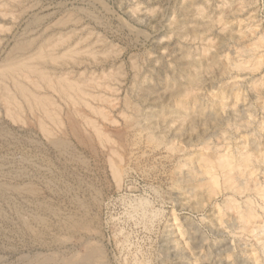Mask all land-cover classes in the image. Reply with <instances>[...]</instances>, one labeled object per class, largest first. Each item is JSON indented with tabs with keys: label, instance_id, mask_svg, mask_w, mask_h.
I'll return each instance as SVG.
<instances>
[{
	"label": "rangeland",
	"instance_id": "1",
	"mask_svg": "<svg viewBox=\"0 0 264 264\" xmlns=\"http://www.w3.org/2000/svg\"><path fill=\"white\" fill-rule=\"evenodd\" d=\"M11 2L13 13L24 8L26 14L1 21L10 32H0V62L14 38L54 32L66 40L57 50L77 43L82 54L70 60L74 65L67 57L44 65L52 77L65 71L83 80L93 96L75 100L77 107L73 103L86 118L73 114L81 132L88 134V146L68 129L65 112L74 110L72 104L44 83L38 89L25 79L57 100L52 108L61 112L62 125L42 119L53 132H68V153L49 143L39 129V112L18 97L22 118L14 119L16 110L9 111L0 97V182L37 189L34 195L0 192V264H27L43 253L56 256L47 264H75L69 258L84 251L82 236H69L62 247L45 239L48 245L39 246L30 230L42 217L49 234L63 236L60 218L82 213L91 222L84 233L102 249L103 264H264V0H19L23 7ZM34 16L41 22L35 24ZM92 123L105 129L108 141H98ZM112 145L115 153L109 152ZM244 149L253 157L246 171L254 169L255 175L242 178L239 168L232 171L231 181L222 177L224 185L214 186L201 157L216 160L224 150L238 159ZM228 198L239 208L229 210ZM247 207L256 216L245 224L239 216Z\"/></svg>",
	"mask_w": 264,
	"mask_h": 264
},
{
	"label": "bare ground",
	"instance_id": "2",
	"mask_svg": "<svg viewBox=\"0 0 264 264\" xmlns=\"http://www.w3.org/2000/svg\"><path fill=\"white\" fill-rule=\"evenodd\" d=\"M9 1H12V0H0V32H3L4 30H7V31H9L7 28L8 27H5L6 25V23L5 24H1V21L3 20V19H5L7 16L9 17V16H12V18L13 17H15L16 16V19L18 18V17H21V14H24L25 12H26V10L23 8L22 9V7H23V5L21 4V3H18L19 2V0L16 2V0H15V2H16V5H18V4H20L22 7H20L22 10V12L20 13V14H18V11H17V14L16 13H13V12H15L14 11V6H15V4H14V6H13V4H12V2H11V4H9ZM26 1V0H25ZM24 2V1H23ZM197 2V1H196ZM27 4V3H26ZM31 4H32V2H31ZM34 4V3H33ZM37 4H38V2H37ZM36 4V5H37ZM138 4V3H137ZM201 4V3H200ZM12 6H13V8H12ZM19 6V5H18ZM31 6V5H30ZM33 6V5H32ZM17 7V6H16ZM27 7V6H26ZM194 7V6H193ZM18 8V7H17ZM28 8V7H27ZM82 8V7H81ZM31 9V8H30ZM72 9V8H71ZM25 10V11H24ZM153 10V9H152ZM156 10V9H155ZM67 11V10H66ZM82 11V10H81ZM88 11V10H87ZM78 12V11H77ZM92 13V12H91ZM26 14V13H25ZM34 14H36V13H34ZM91 15V14H90ZM68 16V15H67ZM85 16V15H84ZM23 17V16H22ZM21 17V18H22ZM70 17V16H69ZM11 18V19H12ZM65 19V18H64ZM63 19V20H64ZM70 19H72V18H68V20H70ZM13 20V19H12ZM20 20V19H19ZM31 20V19H30ZM41 19L38 17V16H34V19H33V22H35V24L36 23H40L41 21H40ZM63 20H60L61 21V23H63L62 21ZM67 20V19H66ZM78 20H80V19H78ZM224 20V19H223ZM7 21V20H6ZM56 21V20H55ZM60 21H57V23L58 22H60ZM71 21V20H70ZM84 21V20H83ZM30 22V21H29ZM32 22V23H33ZM54 22V21H53ZM52 22V23H53ZM69 21H65V23H68ZM178 22V21H177ZM242 22V21H241ZM11 23H12V21H11ZM49 23V22H48ZM10 24V23H9ZM29 24V23H28ZM64 24V23H63ZM27 25V24H26ZM41 25V24H40ZM60 24H58L57 26H59ZM50 26V25H49ZM72 26V25H71ZM88 26V25H87ZM26 27V26H25ZM60 28H61V26H59ZM63 27V26H62ZM30 28V27H29ZM10 29V28H9ZM46 29H47V27H46ZM12 30V29H11ZM60 31H61V29H60ZM67 31V30H66ZM10 32V31H9ZM30 32H32V30L30 31ZM29 32V33H30ZM71 32V31H70ZM76 32V31H75ZM8 33V32H7ZM28 33V32H27ZM26 33V34H27ZM36 33V32H35ZM59 33V32H58ZM63 33V32H62ZM69 33V32H68ZM67 33V34H68ZM74 33V32H73ZM1 34V33H0ZM15 34V33H14ZM57 34V33H56ZM72 34V32L70 33V34H68V36L69 35H71ZM58 35L59 34H57V37L55 36V34H54V32H42V33H40V34H38V36H32V35H28V36H24V37H20V38H14V39H16V40H14L13 39V41H14V44H12L11 46V49L10 50H7L8 51V53H7V51H6V53H7V55L5 56V58L4 57H2L1 59H3V61H1L0 63V90L2 91V92H0L1 93V95H0V97H4V100H5V102L6 103H4L5 105H8V108H9V111H15L16 110V112L15 113H13V115H17L16 117H13L14 119L15 118H22V115H20L19 113H18V111H17V109H18V107H20V105H19V102H18V100L17 99H19V98H21L22 99V101H25L26 102V104H27V107L28 106H30V107H28L29 109L30 108H32L35 112H39L40 114L39 115H41L40 117H38V125L40 126L39 127V129L41 128L43 131H44V133L47 135V137H49V143H52L53 145H54V147H56L57 149H59L60 151H66V153H68L67 152V150H69L68 148H69V146H71L70 145V143H69V139H67V133L66 132H64L63 131V133H64V135H61V134H57L56 132L57 131H55V132H53V130L49 127V126H47L46 125V123L47 122H44L45 120L44 119H42V117H45V118H48L49 120H52V121H54V122H52V124H54V123H57V124H59V125H62V122H64L63 120H62V122H61V118H59V117H57V116H59L58 114H60V113H58V114H56L57 113V111L56 110H54L53 108H52V106H54V102H56L55 100H54V102L52 101V99H50L48 96H46V95H42V93H40V92H37L36 90H34L31 86H29V85H27V83H26V81H29L28 83H31L32 84V86H38V85H41L42 83H44L45 85H47L48 86V88L50 87V89L51 88H53L52 90H56L62 97H63V99H66L67 100V102H68V104H72V106H73V103L75 102L76 103V101H77V99H81V100H83V95H85V94H87V93H89L88 95H92V94H90V92L87 90V88H86V90H87V93H86V91H85V89L83 88V86L82 85H84V84H81L82 82L81 81H83V80H81V81H76L74 78H71L72 76H67L66 75V72L64 71L63 73H60V74H57L56 75V77H55V73L53 74L54 76L52 77L51 75H52V72H51V74H50V71H48L49 69H47L46 68V65H44L45 64V62H48V61H57V62H59V61H62V60H60V58H65V57H67V58H69L68 60L70 61V60H73V58H76L77 59V56H79V54L81 53V51L83 50V48H79V47H77L76 48V46L75 45H77V43H73V44H75V45H73L72 46V43H67V45H65L64 46V48L63 49H58L57 50V48L58 47H60V46H62L63 44H65L66 43V40L63 38L64 36H62V35H60L61 37H59L58 38ZM89 35V34H88ZM87 35V36H88ZM8 36V35H7ZM72 36H73V34H72ZM5 37V36H4ZM56 37V38H55ZM71 37V36H70ZM67 38V37H66ZM96 38V37H95ZM262 38V37H261ZM261 38H259V39H261ZM10 39V38H9ZM69 39V38H68ZM83 39V38H82ZM97 39H98V37H97ZM258 39V40H259ZM263 40H264V38H262ZM261 39V40H262ZM5 40V39H4ZM70 41V40H69ZM86 40L84 39V42H85ZM101 41V40H100ZM83 42V43H84ZM264 42V41H263ZM1 43V42H0ZM4 43V42H3ZM7 43H8V39H7ZM81 43V42H80ZM95 43V42H94ZM256 43V42H255ZM79 44V43H78ZM90 44V43H89ZM9 45V44H8ZM102 45V44H101ZM264 45V44H263ZM5 46V45H4ZM86 46H87V44H86ZM91 46V45H90ZM249 46V45H248ZM253 46V45H252ZM256 46V45H255ZM2 47V46H1ZM100 47V46H99ZM251 47V46H250ZM257 47V46H256ZM88 48V47H87ZM9 49V48H8ZM82 49V50H81ZM84 49H85V45H84ZM112 49V48H111ZM241 49V48H240ZM57 50V51H56ZM81 50V51H80ZM87 50V49H86ZM86 50L84 51V52H86ZM244 50V49H243ZM252 50V49H251ZM250 50V51H251ZM62 51V52H61ZM90 51H92L93 52V49H89V52ZM97 51V50H96ZM109 51V50H108ZM185 51V50H184ZM58 52H59V54H58ZM80 52V53H79ZM84 52H83V54H84ZM103 52V51H102ZM246 52V51H245ZM88 53V52H87ZM94 53V52H93ZM109 53V52H108ZM117 53H118V51H117ZM78 54V55H77ZM82 54V53H81ZM88 54H90V53H88ZM110 54V53H109ZM91 55H92V53H91ZM102 55H104V54H102ZM83 56V55H82ZM89 56V55H88ZM95 56V55H94ZM105 56V55H104ZM93 57V56H92ZM106 57V56H105ZM67 58H65V59H67ZM70 58H72V59H70ZM99 58V57H98ZM97 58V59H98ZM134 58V57H133ZM140 58V57H139ZM64 59V60H65ZM78 59H79V57H78ZM77 59V60H78ZM82 59V58H81ZM104 59V58H103ZM87 60V59H86ZM90 60V59H89ZM111 60V59H110ZM50 61V62H51ZM83 61V60H82ZM134 61V60H133ZM63 62V61H62ZM71 63H72V61H70ZM75 62H77L76 60H75ZM74 62V63H75ZM239 62H241V61H239ZM55 63V62H54ZM67 64H68V62H66ZM82 63V62H81ZM245 63H246V60H245ZM47 64V63H46ZM48 64H50V63H48ZM52 64V63H51ZM64 64V63H63ZM73 64V63H72ZM78 64H80V63H78ZM135 64V63H134ZM180 64V63H179ZM242 64H244V63H242ZM241 64V65H242ZM59 65V64H58ZM74 65V64H73ZM87 65V64H86ZM199 65V64H198ZM66 66V65H65ZM83 66H85V65H83ZM50 67V66H49ZM53 67V66H52ZM51 67V68H52ZM131 67V66H130ZM69 68V67H68ZM123 68V67H122ZM246 68V67H245ZM56 69V68H55ZM53 70V69H52ZM51 70V71H52ZM60 70L61 69H59V71L58 72H60ZM90 70V69H89ZM118 70V69H117ZM144 70V69H143ZM104 71V70H103ZM56 72V71H55ZM62 72V71H61ZM77 72V71H76ZM86 72V71H85ZM115 72V71H114ZM135 72V71H134ZM180 72V71H179ZM65 73V74H64ZM101 73V72H100ZM117 73V72H116ZM175 73V72H174ZM89 74V73H88ZM97 74V73H96ZM95 74V75H96ZM110 74V73H109ZM108 74V75H109ZM118 74V73H117ZM136 74V73H135ZM66 75V76H65ZM79 75V74H78ZM112 75V74H111ZM116 75V74H115ZM125 75V74H124ZM97 76V75H96ZM103 76H104V74H103ZM110 76V75H109ZM120 76V75H119ZM137 76V75H136ZM89 77V76H88ZM94 76H92V78H93ZM138 77V76H137ZM81 77H79V79H80ZM96 78V77H95ZM102 78V77H101ZM103 78H105V77H103ZM102 78V79H103ZM25 79H27L26 81H25ZM85 79H86V76H85ZM97 79V78H96ZM99 79V78H98ZM102 79H100V83H101V81H102ZM140 79V78H139ZM78 80V79H77ZM89 80V79H88ZM92 81V80H91ZM90 81V82H91ZM94 81H95V79H94ZM103 81H104V79H103ZM108 81V80H107ZM96 82V81H95ZM99 82V81H98ZM7 83H10V84H12V86L14 87V92L12 93V92H10L9 90H13V89H8V84ZM41 83V84H40ZM83 83H87V80H85V82H83ZM104 83V82H103ZM185 83V82H184ZM88 84V83H87ZM110 84V83H109ZM175 84H177V83H175ZM43 85V84H42ZM89 85V84H88ZM93 85V84H92ZM99 85V84H98ZM105 85V84H104ZM132 85V84H131ZM179 85V84H178ZM232 86V85H231ZM10 87V86H9ZM31 87V88H30ZM35 87V88H36ZM41 87V86H40ZM40 87L38 88V89H40ZM43 87V86H42ZM46 87V86H45ZM84 87H86V86H84ZM95 87V86H94ZM107 87V86H106ZM105 87V88H106ZM47 88V87H46ZM231 88V87H230ZM42 89V88H41ZM49 89V90H50ZM94 89V88H93ZM43 90H44V88H43ZM46 90V89H45ZM44 90V91H45ZM116 91V90H115ZM194 91V90H193ZM237 91V90H236ZM50 92V91H49ZM52 92V91H51ZM56 93V92H55ZM111 93V92H110ZM222 93V92H221ZM224 94H225V91L223 92ZM234 93V92H233ZM44 94H47V93H45L44 92ZM227 94V93H226ZM238 94V93H237ZM58 95V94H57ZM59 96V95H58ZM60 96V97H61ZM93 96V95H92ZM99 95H97L96 97H98ZM107 96V95H106ZM223 96V95H222ZM237 96V95H236ZM19 97V98H18ZM51 97H52V95H51ZM85 97V96H84ZM102 97V96H101ZM150 97V96H149ZM190 97V96H189ZM235 97V96H234ZM95 98V97H94ZM98 98H100V97H98ZM97 98V99H98ZM107 98V97H106ZM110 98V97H109ZM215 98V97H214ZM53 99H55V98H53ZM88 99V98H87ZM91 99V98H90ZM90 99H89V101H90ZM108 99V98H107ZM107 99H104V100H107ZM219 99V98H218ZM223 99V98H222ZM62 100V99H61ZM76 100V101H75ZM102 99H100V101H101ZM179 100V99H178ZM224 100V99H223ZM63 101V100H62ZM92 101H93V99H92ZM103 101V100H102ZM108 101H109V99H108ZM181 101V100H180ZM190 101V100H189ZM3 102V101H2ZM66 102V101H65ZM78 102V101H77ZM83 102V101H82ZM87 102L88 101H86V103H85V101L83 102L84 104H87ZM99 102V101H98ZM75 103H74V105H75ZM96 103V102H95ZM109 103H111V102H109ZM196 103V102H195ZM221 103V102H220ZM223 103V102H222ZM3 104V105H4ZM24 104V103H23ZM78 104V103H77ZM56 105L58 106L59 104H55V107H56ZM65 105V104H64ZM80 106H81V104H79ZM88 105H89V102H88ZM101 105V104H100ZM131 105V104H130ZM60 106V105H59ZM58 106V107H59ZM76 106V105H75ZM83 106V105H82ZM189 106V105H188ZM57 107V109H60L61 110V108H58ZM60 107H62V106H60ZM71 107V106H70ZM74 107V106H73ZM77 107V106H76ZM76 107H74V110H73V108H70V110H69V108H68V110H69V112H65V114L66 113H68V117H69V122H68V120H67V122L69 123V128L68 127H66V128H68L71 132H73L82 142H86L87 141V139H86V134L87 133H85V135L81 132V130H80V128H79V126H78V123L80 122H76L74 119H73V114H76L75 112H78V110L76 111L75 109H76ZM85 107H87V105H85ZM89 107V106H88ZM91 107H92V104H91ZM90 107V108H91ZM97 107V106H96ZM95 107V108H96ZM199 107V106H198ZM5 108H6V106H5ZM4 108V109H5ZM8 108H7V112H8ZM23 108V107H22ZM84 108V107H83ZM95 108H92L91 109V111H93ZM101 108V107H100ZM103 108V107H102ZM21 109V108H20ZM19 109V110H20ZM24 109H27V108H24ZM80 110V109H79ZM101 110V109H100ZM11 111V112H12ZM21 111H23L24 112V110H21ZM66 111H67V109H66ZM81 111V110H80ZM98 111L99 110H97V108L95 109V113L97 112L98 113ZM102 111V110H101ZM100 111V112H101ZM10 112V113H11ZM33 112V111H32ZM32 112H30V113H32ZM94 112V111H93ZM99 112V113H100ZM107 112V111H106ZM106 112H104L103 111V117H104V113H106ZM135 112V111H134ZM138 112V111H137ZM5 113H6V111H5ZM26 113V112H25ZM24 113V114H25ZM27 113H28V111H27ZM26 113V114H27ZM94 113V114H95ZM7 114V113H6ZM5 114V115H6ZM19 114V115H18ZM64 114V113H63ZM78 115H79V112L77 113ZM101 114H102V112H101ZM134 114V113H133ZM32 115V114H31ZM38 115V116H39ZM106 115V114H105ZM234 115V114H233ZM8 117H10L11 115H7ZM20 116V117H19ZM36 116V115H35ZM61 116V115H60ZM65 116V115H64ZM82 116V118L83 119H86L85 118V116H83V115H79L78 117H81ZM88 116V115H87ZM110 116V115H109ZM131 116V115H130ZM138 116V115H137ZM148 116V115H147ZM25 117H27V116H25ZM24 117V118H25ZM31 117V116H30ZM75 117V116H74ZM77 117V116H76ZM75 117V118H76ZM100 117V116H99ZM106 117V116H105ZM20 118V119H21ZM90 117H88V119H89ZM108 118V117H107ZM135 118V117H134ZM34 119V118H33ZM77 119V118H76ZM82 119V120H83ZM109 119V118H108ZM30 120V119H29ZM44 120V121H43ZM94 121V119H89L88 121L90 122V121ZM104 120V119H103ZM130 120V119H129ZM31 121H32V119H31ZM85 121V120H84ZM87 121V120H86ZM87 121V122H88ZM96 121V120H95ZM26 122V121H25ZM83 122V121H82ZM115 122V121H114ZM113 122V123H114ZM126 122H128V121H126ZM84 123V122H83ZM81 124V125H83V127L85 126L84 124ZM112 123V122H111ZM112 123V124H113ZM117 123V122H116ZM138 123V122H137ZM59 125H58V127H59ZM66 125V124H65ZM64 124H63V126H65ZM80 125V124H79ZM81 125H80V127H81ZM92 125V127H93V129H94V132H95V134H97V136H98V141H100L99 140V138H101V139H106L107 137H106V134L103 132V130L105 131V129H101L97 124H95V123H92V124H90V126ZM219 125V124H218ZM221 125V124H220ZM246 125V124H245ZM53 126V125H52ZM55 127H56V125H54ZM62 126V127H63ZM89 126V125H88ZM139 126V125H138ZM58 127H56L57 129H58ZM126 127V126H125ZM60 128V127H59ZM128 128H130L129 126H128ZM127 128V129H128ZM55 129V128H54ZM65 129V128H64ZM68 129L66 130L65 129V131H68ZM83 129H85V128H83ZM82 129V130H83ZM92 129V130H93ZM60 130V129H59ZM62 130V129H61ZM86 130H87V128H86ZM111 130V129H110ZM83 131H85V130H83ZM119 131V130H118ZM42 132V131H41ZM70 132V133H71ZM86 132V131H85ZM128 133V132H127ZM1 134V133H0ZM6 134V133H5ZM67 134V135H66ZM91 134V133H90ZM90 134H89V137H91L90 136ZM116 134V133H115ZM88 135V134H87ZM91 135H93V134H91ZM108 135V134H107ZM120 135V134H119ZM44 136V135H43ZM74 136V135H73ZM96 136V137H97ZM118 136V135H117ZM5 138V137H4ZM213 138V137H212ZM230 138V137H229ZM48 139V138H47ZM90 139V138H89ZM88 139V140H89ZM93 139V138H92ZM113 139H115V137L113 138ZM107 141L109 140L108 138L106 139ZM112 140V139H111ZM210 140V139H209ZM232 140V139H231ZM115 141V140H114ZM81 142V143H82ZM101 142H102V140H101ZM103 142H105V141H103ZM124 142V141H123ZM88 141H87V145H88ZM106 143V142H105ZM110 143V142H109ZM116 143V142H115ZM245 143V142H244ZM83 144V143H82ZM86 144V143H85ZM84 144V145H85ZM90 144H92L91 142H90ZM113 144V143H112ZM86 145V146H87ZM99 145V144H98ZM109 145V144H108ZM115 145V144H114ZM114 145H112L111 146V149L109 148V152L111 151H113V153H115L116 151H115V149H114ZM89 146V145H88ZM121 146H122V144H121ZM233 146V145H232ZM92 148L94 147L93 145L91 146ZM109 147V146H108ZM223 147V146H222ZM71 148V147H70ZM227 148V147H226ZM243 148V147H242ZM108 150V149H107ZM229 150V149H228ZM245 150V149H244ZM71 151V150H70ZM246 151L247 150H245V153H243L244 151H242V154H240L241 156L237 159V158H235L234 156H236V155H230V154H228L227 152H226V154H223V152H224V150H223V152L222 151H216L217 153H220V154H217V158H216V160H212L210 157V155H208V157L207 156H205V157H201V161H202V164L204 165V167H205V169L204 170H206V173L207 174H209V177L210 178H208V179H210L211 180V182H212V184L214 185V186H217L219 183H220V181H221V179H222V177L224 178V181L226 182V181H228V180H230V178L231 177H233V173H232V171H236L237 172V169H239V168H241V169H243L242 171H240V175H242V174H244L243 176H241L242 178L245 176V174H247V173H250V174H252V173H254V171L252 172V170H254V169H252L250 172L249 171H246V168H248L250 165V162H253V161H251V159L253 158H251V156L249 155V151L246 153ZM231 152V151H230ZM234 152V151H233ZM238 152V151H237ZM236 152V153H237ZM65 153V152H64ZM94 153V152H93ZM108 153V152H107ZM232 153V152H231ZM239 153V152H238ZM254 153V152H253ZM61 154V153H60ZM70 154V153H69ZM68 154V155H69ZM112 154V153H111ZM210 154V153H209ZM233 154V153H232ZM251 154V153H250ZM62 155H64V154H62ZM73 155V154H72ZM97 155V154H96ZM108 155V154H107ZM113 155V154H112ZM257 155V154H256ZM210 156V157H209ZM237 156H238V154H237ZM63 157V156H62ZM65 157H67L66 155H65ZM72 157V156H71ZM111 157V156H110ZM110 157H108V158H110ZM256 157V156H255ZM68 158V157H67ZM108 158H107V160H108ZM118 158V157H117ZM72 159V158H71ZM259 160V159H258ZM256 161V160H255ZM110 162V161H109ZM108 162V163H109ZM260 162V161H259ZM258 162V163H259ZM262 162V161H261ZM111 163V162H110ZM201 164V165H202ZM258 165V164H257ZM251 166H252V164H251ZM256 166V165H255ZM243 167V168H242ZM114 168H116V167H114ZM114 168H113V170H114ZM250 168V167H249ZM253 168H256V167H253ZM259 168V167H258ZM257 169V168H256ZM116 170V169H115ZM118 170V169H117ZM248 170V169H247ZM60 171V170H59ZM257 171V170H256ZM235 172V173H236ZM239 173V172H238ZM239 175V176H240ZM254 175H255V173H254ZM240 177V178H241ZM235 178V177H234ZM249 178V177H248ZM57 180V179H56ZM257 180V179H256ZM260 180V179H259ZM49 181V180H48ZM51 181V180H50ZM49 181V182H50ZM231 181V180H230ZM234 181H236V179L234 180ZM261 181V180H260ZM18 182V181H17ZM224 182V183H225ZM1 183V182H0ZM4 183V182H3ZM6 183V182H5ZM10 183V182H9ZM15 183V182H14ZM21 183V182H20ZM19 183V184H20ZM58 183V182H57ZM223 185H224V183L223 182H221ZM220 183V184H221ZM247 183H248V181H247ZM13 184V183H12ZM12 184H9V185H12ZM18 184V183H17ZM14 185V186H8L7 184L6 185H4V184H0V192L2 193V194H4L5 195V192L6 191H8V190H12V191H17V192H21L22 190H25L27 193H32L33 195L34 194H36V192H37V189H36V187H35V185H24V186H20V185ZM43 184V183H42ZM221 184V185H222ZM232 184H234V183H232ZM257 184H258V182H257ZM260 184V183H259ZM264 184V183H263ZM263 184H260V185H263ZM23 185V184H22ZM226 185V184H225ZM246 185V184H245ZM220 186V185H219ZM218 186V187H219ZM240 186V185H239ZM256 186V185H255ZM229 187V186H228ZM231 187V186H230ZM245 187V186H244ZM250 187V186H249ZM40 188V187H39ZM226 188H227V186H226ZM236 188V187H235ZM257 188V187H256ZM261 188H263V194H262V196H263V198H264V187L262 186ZM93 189V188H92ZM218 189V188H217ZM246 189V188H245ZM232 190V189H231ZM251 190V189H250ZM253 190V189H252ZM258 190V189H257ZM262 190V189H261ZM39 191V190H38ZM215 191V190H214ZM235 191V190H234ZM256 191V190H255ZM260 190H258V192H259ZM16 192V193H17ZM74 192V191H73ZM240 192V191H239ZM10 193V192H9ZM26 193V194H27ZM72 194V193H71ZM233 194H235V192L233 193ZM241 194V193H240ZM258 194V193H257ZM1 195V194H0ZM4 195H1V196H4ZM40 195V194H39ZM90 196V195H89ZM257 196H259V194L257 195ZM261 196V195H260ZM19 197V196H18ZM39 197V196H38ZM91 197V196H90ZM229 197V196H228ZM235 197V196H234ZM248 197V196H247ZM4 198V197H3ZM2 198V199H3ZM72 198V197H71ZM94 198V197H93ZM236 198V197H235ZM250 198V197H249ZM262 198V197H261ZM1 199V198H0ZM9 199V198H8ZM19 199V198H18ZM75 199V198H74ZM237 199V198H236ZM235 199V200H236ZM231 200H233L232 199V197H231ZM235 200H234V203H236L235 202ZM252 200V199H251ZM5 201V200H4ZM42 200H40V203H42L41 202ZM94 201V200H93ZM227 202L229 201V198H228V200H226ZM238 201V200H237ZM232 203H233V201H231ZM231 202L229 203L228 202V204L227 205H229V207H228V209L230 208L231 210H232V208H234V209H238L239 208V206L237 205V204H232L231 205ZM255 202V201H254ZM263 202V201H262ZM15 203H17V202H15ZM264 203V202H263ZM39 204V203H38ZM88 204V203H87ZM247 204V203H246ZM20 205V204H19ZM35 205H37V204H35ZM43 203L41 204V206L43 207ZM218 205V204H217ZM237 205V206H236ZM244 205V204H243ZM250 205V204H249ZM248 204H247V206H249ZM2 206V205H1ZM58 206V205H57ZM223 206V205H222ZM250 206H252L251 208H253V205H250ZM259 206V205H258ZM18 207V206H17ZM41 207V208H42ZM45 207V206H44ZM81 207H84V206H81ZM255 207V206H254ZM40 208V207H39ZM40 208V209H41ZM52 208V207H51ZM58 208V207H57ZM224 208V207H223ZM245 208H246V206H245ZM248 208V207H247ZM250 207L248 208V209H246V210H243V208H242V213H240V216L239 217H241L242 218V220L244 221V223L246 224V223H248L250 220H252V219H254V217L256 216V214L254 213V210H252ZM15 209V208H14ZM19 209H20V207H19ZM18 209V210H19ZM37 209H38V207H37ZM48 209V208H47ZM77 209V208H76ZM88 209V208H87ZM86 209V210H87ZM226 209V208H225ZM229 209V210H230ZM255 210H256V208H254ZM264 209V208H263ZM44 210H46V209H44ZM89 210V209H88ZM239 210H241V208L239 209ZM14 211H16V210H14ZM22 211V210H21ZM66 211V210H65ZM234 211H236V210H234ZM41 212H43V211H41ZM78 212H80V211H78ZM238 212V211H237ZM257 212V211H256ZM40 213V212H39ZM225 213V212H224ZM21 214V213H20ZM94 214H95V212H94ZM40 215V214H39ZM45 215V214H44ZM61 215H63V214H61ZM238 215H239V212H238ZM259 215V214H258ZM35 216V215H34ZM41 216H43V215H41ZM60 216V215H59ZM69 216V217H68ZM99 216V215H98ZM6 217V216H5ZM32 217V216H31ZM28 218V217H27ZM34 218H36V217H34ZM33 218V219H34ZM60 218V217H59ZM39 219V218H38ZM37 219V220H38ZM93 219H95V218H93ZM30 220V219H29ZM29 220L27 221V222H29ZM96 220V219H95ZM23 221V220H22ZM23 222H25V221H23ZM27 222H26V224H27ZM38 222H40V225H38L36 228H32L31 230H30V233H31V231H32V233H34L33 235H35L36 236V238H37V240H38V243L40 242L41 244L39 245V246H44V244H46L47 242H45V240H49V241H51V242H53L57 247H62L63 245L64 246H66L65 244L66 243H68L69 242V236L71 237V236H75V235H80V236H82L83 237V243H82V245L84 246V251L83 252H76V253H74V254H72V256H70V258H69V261H71L72 263H75V264H103V262H102V249L99 247V245L98 244H96V243H94V242H91V240H90V238L84 233L85 231H89V229L91 228V222L89 223V221L87 220V216L85 215V214H75V215H73V214H71V215H67V217L65 216L64 217V215H63V218L61 217L60 218V220H59V222H58V224H57V226H58V229L59 230H62V232H64V234L65 235H58L57 234V236L56 235H54V233H48V231H49V229H48V227H49V224L47 223V221L45 220V219H42V217L39 219V221ZM37 221H36V223H38ZM96 222V221H95ZM34 223V222H33ZM53 223V222H52ZM243 223V222H242ZM29 224V223H28ZM96 224V223H95ZM94 224V225H95ZM99 226V225H98ZM26 227V226H25ZM31 227H32V225H31ZM51 227V226H50ZM93 227V226H92ZM246 227V226H245ZM244 227V228H245ZM24 228V227H23ZM29 229V228H28ZM27 229V230H28ZM242 229V228H241ZM246 229V228H245ZM250 229V228H249ZM48 230V231H47ZM64 230V231H63ZM93 231L92 232H94L95 231V229L93 228L92 229ZM247 230V229H246ZM29 231V230H28ZM61 232V233H62ZM68 232V233H67ZM97 232V231H96ZM100 232V231H99ZM83 233L86 235V236H84L83 235ZM90 234V233H89ZM31 237V236H30ZM34 237V236H33ZM49 238V239H48ZM79 238H81V237H79ZM95 238V237H94ZM35 239V238H34ZM45 239V240H44ZM51 239V240H50ZM71 240V239H70ZM48 241V242H49ZM94 241H96V240H94ZM100 243V242H99ZM51 244V243H50ZM46 245H48V244H46ZM53 246V245H52ZM54 247V246H53ZM42 248H44V247H41V249ZM53 249H55V248H53ZM45 250V249H44ZM49 251V250H48ZM54 251V250H53ZM43 253V252H42ZM53 253H55V252H53ZM51 254V253H50ZM54 258H56V256L55 255H49L48 254V256H47V254L45 255L44 253H43V255L42 256H37V257H34L33 259H30L29 261H28V263L26 262V261H24V262H26L27 264H47V261L49 260V263H50V261H52ZM26 259V258H25ZM27 259H29V258H27ZM61 259V258H60ZM56 260V259H55ZM68 262V261H67ZM6 264V263H5Z\"/></svg>",
	"mask_w": 264,
	"mask_h": 264
}]
</instances>
